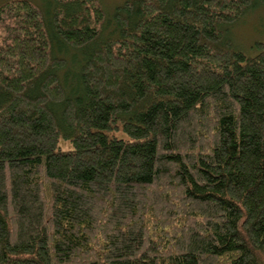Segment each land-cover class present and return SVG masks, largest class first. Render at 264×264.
<instances>
[{"label": "trees", "instance_id": "trees-1", "mask_svg": "<svg viewBox=\"0 0 264 264\" xmlns=\"http://www.w3.org/2000/svg\"><path fill=\"white\" fill-rule=\"evenodd\" d=\"M40 2L0 5V264H264V0Z\"/></svg>", "mask_w": 264, "mask_h": 264}, {"label": "rangeland", "instance_id": "rangeland-1", "mask_svg": "<svg viewBox=\"0 0 264 264\" xmlns=\"http://www.w3.org/2000/svg\"><path fill=\"white\" fill-rule=\"evenodd\" d=\"M8 0H0V5ZM40 2V0H34ZM124 0H102L107 10L113 11ZM232 40L237 50L240 52L254 56L257 54L258 48L256 43L264 42V7L259 6L250 10L239 22L231 28ZM68 148L69 144L62 145Z\"/></svg>", "mask_w": 264, "mask_h": 264}]
</instances>
